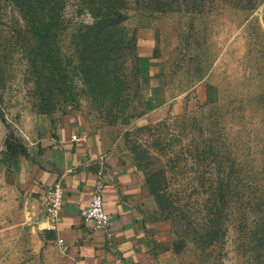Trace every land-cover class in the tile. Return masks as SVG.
<instances>
[{
	"label": "rangeland",
	"instance_id": "obj_1",
	"mask_svg": "<svg viewBox=\"0 0 264 264\" xmlns=\"http://www.w3.org/2000/svg\"><path fill=\"white\" fill-rule=\"evenodd\" d=\"M124 2L110 36L85 0L33 30L0 0V264H58L24 171L68 113L116 130L158 264H264V0Z\"/></svg>",
	"mask_w": 264,
	"mask_h": 264
},
{
	"label": "crops",
	"instance_id": "obj_2",
	"mask_svg": "<svg viewBox=\"0 0 264 264\" xmlns=\"http://www.w3.org/2000/svg\"><path fill=\"white\" fill-rule=\"evenodd\" d=\"M100 168L110 235L82 216ZM24 179L26 191L39 200L53 182L60 179L63 183L61 219L50 227L55 233L58 264H117L118 255L125 264H158L146 217L153 198L143 177L119 150L114 128L93 126L82 116L66 114L26 159Z\"/></svg>",
	"mask_w": 264,
	"mask_h": 264
},
{
	"label": "trees",
	"instance_id": "obj_3",
	"mask_svg": "<svg viewBox=\"0 0 264 264\" xmlns=\"http://www.w3.org/2000/svg\"><path fill=\"white\" fill-rule=\"evenodd\" d=\"M95 20L86 29V34L102 33L114 36L119 31L120 25L128 18V12L124 9V0H85ZM17 7L26 21L28 29H35L34 24L41 14L55 12L62 0H16ZM45 27V26H44ZM119 39L112 40V48L119 44ZM149 56L142 57L141 73L147 74Z\"/></svg>",
	"mask_w": 264,
	"mask_h": 264
},
{
	"label": "built area",
	"instance_id": "obj_4",
	"mask_svg": "<svg viewBox=\"0 0 264 264\" xmlns=\"http://www.w3.org/2000/svg\"><path fill=\"white\" fill-rule=\"evenodd\" d=\"M102 172L103 170L100 168L98 170L99 180L92 192L91 201L85 208L82 209V216L86 221L92 220L96 229H102L110 235V215L104 204L103 182L100 179ZM64 194L65 190L63 183L60 179H58L46 187L40 198L49 227L58 224L61 219ZM117 264H125L122 256L120 255L117 256Z\"/></svg>",
	"mask_w": 264,
	"mask_h": 264
},
{
	"label": "water",
	"instance_id": "obj_5",
	"mask_svg": "<svg viewBox=\"0 0 264 264\" xmlns=\"http://www.w3.org/2000/svg\"><path fill=\"white\" fill-rule=\"evenodd\" d=\"M3 131H4V124H3V122L0 119V145H1V135H2Z\"/></svg>",
	"mask_w": 264,
	"mask_h": 264
}]
</instances>
